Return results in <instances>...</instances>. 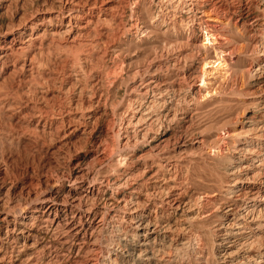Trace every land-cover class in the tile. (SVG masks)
I'll list each match as a JSON object with an SVG mask.
<instances>
[{
  "label": "bare ground",
  "instance_id": "obj_1",
  "mask_svg": "<svg viewBox=\"0 0 264 264\" xmlns=\"http://www.w3.org/2000/svg\"><path fill=\"white\" fill-rule=\"evenodd\" d=\"M51 1L1 40L23 95L0 109L84 151L27 202L0 187V264H264V0ZM65 10L88 17L60 31ZM72 33L97 52L64 56L51 94L36 57ZM209 64L229 86L208 87Z\"/></svg>",
  "mask_w": 264,
  "mask_h": 264
},
{
  "label": "rangeland",
  "instance_id": "obj_2",
  "mask_svg": "<svg viewBox=\"0 0 264 264\" xmlns=\"http://www.w3.org/2000/svg\"><path fill=\"white\" fill-rule=\"evenodd\" d=\"M38 1L39 0H22L21 2H17V4L13 2L9 5V7L6 8L4 12L3 11L0 12V32L2 31V33H6L4 37H2V34L0 35V43L2 39L9 38L10 36L9 31L15 32L16 30L23 27V25L25 24L29 26L30 22H37V19L41 17L42 13L45 11L44 7H46L44 5L41 6V4H39ZM48 1L52 2L51 0ZM35 8H38L37 11ZM31 9L34 10L29 12V10ZM31 12H33L34 14L32 15ZM81 17L85 18L88 16L82 15L81 13L73 14V13H69L66 10L63 11L61 15L63 22L62 25L63 29L61 28L60 31H63L65 29L63 27L65 24L74 25L75 23H79V21H81L80 20ZM22 19H27V20L26 21L24 20L25 21L24 22ZM210 19L211 20H208L210 24H214V25L221 24L220 21L215 22V20H212L214 19L213 17H211ZM225 23L226 22L224 21V24ZM7 26H8V30L5 29ZM73 35L74 33L68 36L67 37L68 40L65 41L55 40V44L59 48L61 46L63 47L60 48L61 49L60 51L59 49L57 50L58 52L56 50L55 51L48 50L49 51L48 53L45 52L43 53V55H40V57L39 56L36 57L37 61H41L40 63L43 62L42 65L40 66L41 68L39 67L40 70L38 69L40 73L42 72L41 73L42 75L47 77L48 76L56 77V79L58 77L57 82L56 83L54 82L55 87L48 88L49 90L48 92H50L51 94H57L59 92L58 81H61L63 73L67 72L68 67L67 65L64 67L65 64L62 61L63 60L62 58H64V56L67 55L70 58L71 57L75 58L79 56L80 58H83L86 57L87 55H90L92 53L94 54L97 52V50H93L90 51L89 54H87L88 52L85 51V48L84 50H82L83 48H79L80 46L79 47L72 46L73 43L78 44L82 40V39L72 40L73 39L72 37H74ZM210 39L212 43L203 41L202 44H205V46H207L208 48L212 47L213 45H216V43H214L216 41H214L213 38ZM71 40L73 42H70ZM39 41L40 40H34V43L38 44ZM218 41L221 42V39H218ZM35 44L29 48L30 50H28L29 52L26 57H30L29 56L30 54L31 55L35 54L38 51L37 50L38 48L37 46H35ZM15 49H17V47ZM84 51L86 54L84 53ZM17 52H13V53L19 55ZM20 62L18 64L19 66L22 63ZM80 65L83 66L84 63H81ZM19 66L17 67L19 68ZM216 66L217 64H209L205 67V69L209 72V75L206 77L207 85L210 89L216 88L214 91L216 90L218 91L219 87L222 85L229 86V84L232 81L231 80L232 75H230V73L228 72L227 64L220 67L219 69L216 68ZM17 71L16 72L18 74L16 73L14 75L13 67H10L8 71H5V73L0 74L1 77L0 95L8 93V95H10L11 97V98L9 97V100L11 99L9 102L12 105L13 102L17 103L18 102L17 100L20 99L17 94L19 93L20 95L22 93L20 92L21 89L19 86L21 85V83L19 79H22L23 75H21L22 73L19 72V70ZM38 71H37L38 75L41 76ZM36 75L35 78H37L38 80L39 76L36 77ZM45 86H47V84ZM45 89L46 88H43L42 90L45 91ZM214 91L211 92L213 96L215 95ZM210 94L208 96H210ZM24 99L26 98L24 97ZM242 99L247 100V97ZM10 109L11 108L0 109V187L5 188V190L6 189L11 190L13 192V197L15 198L17 197V199L19 200L21 199L20 201L22 202L25 201L27 202L29 196H38L46 188L59 186L58 184H60L61 177L66 175L69 167H73L76 159H78L83 153L84 148L83 149L80 148H82L81 146L84 147V145L82 143L83 140H81L82 142L80 146V141H78L79 139H76L74 141V144H72L75 145L74 147L72 145L65 146L62 144L64 141V138H62L61 136L63 134L62 132L58 135L55 134L56 136L54 134L48 135L47 132L41 131V126H37V128L35 127L36 122H34L35 121L34 119L31 120L29 117L23 118V116L20 115L22 111L19 112L17 110L18 112H15L16 110L14 108H12L13 110ZM245 122H246L245 116H239L238 121H235V125H240L241 123H245ZM67 128L68 126L66 127V129H64V132L67 131Z\"/></svg>",
  "mask_w": 264,
  "mask_h": 264
}]
</instances>
